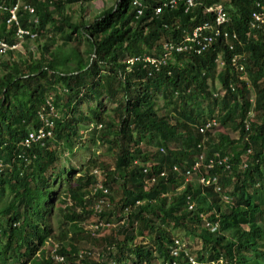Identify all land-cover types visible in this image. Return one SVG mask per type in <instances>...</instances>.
<instances>
[{"label":"trees","instance_id":"trees-1","mask_svg":"<svg viewBox=\"0 0 264 264\" xmlns=\"http://www.w3.org/2000/svg\"><path fill=\"white\" fill-rule=\"evenodd\" d=\"M25 1L36 10L33 15L21 10L20 25L35 30L38 38L23 46L36 42L34 49L18 52L17 60L0 61V200L12 196L0 208V264H57L47 255L53 239L65 257L61 264H192L191 257L196 264H264V196L258 189H264V34L250 28L255 12L264 15V0H205L189 11L183 0L158 17L152 10L166 0H140L147 4L140 16L134 0H116L89 21H73L65 13L81 0H56L53 10L48 0ZM84 1L95 5L97 0ZM212 4L225 6L229 14L222 27L229 39L222 33L203 54H174L159 71L140 63L128 68V57H160L163 40L178 41L213 21L212 14L203 13ZM6 20L7 13L0 12V37L11 43L16 27L8 28ZM219 53L225 64L220 70ZM234 54L243 56L245 71L232 65ZM245 74L248 79H241ZM216 80L222 96L216 95ZM47 99L56 106L57 116L48 117L54 138L27 145L30 132L44 126L40 112ZM107 103L114 107L106 110ZM251 112L254 119L246 129ZM214 118L239 137L201 135L198 126ZM90 126L94 143L116 157L100 180L90 168L97 160L77 178L75 169L61 167L64 153L70 157L77 148H88L83 129ZM216 152L227 161L208 173L202 168L200 175L217 176L233 197L232 206L222 202L214 186L194 185L173 172L174 166L191 169L196 157L208 161ZM147 177L153 181L146 182ZM99 184L111 191L104 199L109 205L100 201ZM114 190L122 195L117 207ZM95 203L101 206L97 214ZM58 211L63 220L57 232L53 214L58 217ZM91 221L100 230L84 229ZM205 221L220 227L212 232ZM138 227L143 237L136 236ZM175 232L198 238L201 249L192 254L186 247L188 254L173 256L171 248L180 240ZM86 236L100 243L97 258L92 251L80 257Z\"/></svg>","mask_w":264,"mask_h":264},{"label":"built area","instance_id":"built-area-1","mask_svg":"<svg viewBox=\"0 0 264 264\" xmlns=\"http://www.w3.org/2000/svg\"><path fill=\"white\" fill-rule=\"evenodd\" d=\"M55 1V0H54ZM181 1L183 0H166L164 1L160 6H156L153 8V15L158 17L161 15L163 11H165L168 8H173L177 6ZM205 0H186V11H189L193 8H196L198 5L202 4ZM50 5H52L53 0H48ZM133 4L138 7L137 14L138 16L142 15L144 13V9L147 7V4H143L140 0H134ZM53 9V7H52ZM23 10L24 12H27L28 14L33 15L34 14V6L31 3H27L25 0H16L15 3L5 4L0 2V12H6L7 13V20L6 24L8 25V28H11L13 26L16 27V31L14 35L12 36V42L10 43L5 38L0 37V61L3 58H6L10 52H22L23 51V44L27 41H34L38 38V33L30 28H22L19 22V16L20 11ZM204 14H212L214 16L213 21H205L204 23L198 25L192 33L184 35L180 40H171V39H165L162 41L161 44V53L160 57H152L150 55H138V56H130L127 58L126 63L128 65V68L131 66L140 63L143 64L145 68L150 70L159 71L162 66L167 65L168 61L172 60L174 54H184V53H193V54H203L208 49L211 48L212 44H214L217 40V37L220 36L222 33L224 34V37L229 39V33L226 30H223V26L226 25V23H229V14L223 5L219 4H212L208 7H205V10H203ZM33 21L35 24H40V18L34 17ZM250 28L252 30H259L264 34V15L258 12H255L253 14V20L250 23ZM233 38L236 39L237 36L234 34ZM230 50H234V45L229 43ZM242 55L240 54H234L231 57V63L235 67V69L239 72L245 71V66L241 63L242 62ZM218 69L220 70L225 64H224V58L223 54L219 53L218 56H216L215 60ZM243 80H247V75L241 77ZM224 90L220 88V92H218L216 95L222 96L224 94ZM49 116H57L56 113V106L54 103L47 99L46 101V107L45 111L40 112V118L44 123V126L40 129H36L30 132L28 138L26 139L25 143L27 145H30L31 143H42L44 144V140L46 139H53V126L54 122L50 121L48 119ZM249 118L245 120V127L246 129H249L251 127L252 121L254 119V113L251 112L249 115ZM217 119H208L205 121L202 125L198 126V130L201 135H205L207 132H212L214 128L218 126ZM207 141V140H206ZM205 142V141H204ZM204 143L199 144V148H203ZM162 151H164L163 148H161ZM205 151V150H203ZM250 152V150H248ZM248 156L247 154H244L242 158V165L246 166ZM226 158L221 157L219 152H216L213 156V158L206 160V157L203 155L199 158H195L194 166L191 169L184 170L182 167L180 169L179 166L173 167V172L179 173L183 176V178L186 179L188 182L189 178L193 176L194 174L199 175L198 183L202 186H214L213 189L215 192L219 194V197L221 198L222 202L224 201L226 204L231 203V198L226 194L224 190H222V187L218 183V177H206L204 175H200V170L203 168L207 173L209 170L214 168L217 164L223 165L226 162ZM1 167V165H0ZM145 169V173L148 174V168ZM230 166L227 165L224 167V170H229ZM95 173H98L95 171ZM164 175V173H162ZM153 181L152 179L147 177L146 182ZM146 189L148 186L146 185ZM103 203V201H102ZM100 205L97 206V209H100ZM189 209H194V205L190 204ZM203 218L206 216H202ZM204 226L211 230L212 232L219 229L220 225L218 223H211L208 221L204 222ZM186 245L182 244L180 240H176L174 244V253L175 255H179L180 253L184 252L187 253ZM190 262L192 264H196V261L194 258H190Z\"/></svg>","mask_w":264,"mask_h":264},{"label":"rangeland","instance_id":"rangeland-1","mask_svg":"<svg viewBox=\"0 0 264 264\" xmlns=\"http://www.w3.org/2000/svg\"><path fill=\"white\" fill-rule=\"evenodd\" d=\"M115 1L116 0H97L96 5H93L94 3L89 4L88 2L81 0V2L78 4H72V5L67 6L65 13L70 15L73 18V21H76L80 17L87 18L86 21H89V20L93 19L94 17L99 16V14H101V12H103L101 10L103 8V6H104V8H107L110 4H113ZM81 4H82V7H80ZM88 18H90V19H88ZM55 38L60 40L59 35L55 34ZM39 41H42V40H39ZM35 43L36 42L28 43V47L30 48L29 50L34 49L31 44H35ZM28 47L24 46L22 54H24V52L27 50ZM79 48L82 52H84L83 50H85V48H86L85 43H82ZM55 49H57V48L54 47L53 50H55ZM10 57L14 58V59H16V58L18 59L19 58L18 52H12V55L11 56L8 55L6 58L9 59ZM6 58H3L2 60L4 61V60H6ZM2 74H3V71L0 67V79H1ZM214 84L220 90V83L217 80L214 82ZM81 107H82L81 111L83 112L85 110V107L83 105H81ZM113 107H114V105H112L111 103L106 104V110H109V108H113ZM107 114L111 115V112H109ZM83 132H84V135L86 136L85 139H86V143L88 145V148L87 149L77 148L78 153L76 155H72L70 157H69L68 153L67 154L64 153L63 159L61 161V167L70 166L73 169H75L76 173L74 174V177L77 178L80 176V174L81 175L85 174V171H86L85 165H87L91 160H97V166L96 167L91 166L90 168H91V171L95 170L96 172H98V170H100V171L102 170L103 171L102 176H99V177L103 179V178H105V175H106L104 168H106V166H108L112 169L114 167L116 157L114 154H112L111 152L108 151V148L106 146L102 147L98 143L97 144L94 143L95 134L93 133L94 131H93L91 126L88 129H83ZM225 134L231 136L230 137L231 139H237L239 137L235 131H233L229 128L221 127L220 125H218L216 128H214L212 130V133H211V135L213 136V138L215 140H217L219 135H225ZM66 156L70 159V161L65 159ZM73 156H75V157H73ZM68 162H70V164H68ZM188 181L192 182L194 185H197V183H198V179L195 176H191ZM258 189L261 190V195L263 197L264 196V189L263 188H258ZM62 190H64V189H62ZM114 197L116 200L114 202V205H115V207H117L115 203L118 204V200L122 197L119 190L118 191L114 190L113 198ZM11 201H12V196L9 194L5 195L0 200V208L6 206ZM219 205H221V204L219 203ZM60 206H62V207H60ZM64 206H65L64 204L58 203L57 207L58 208L60 207L61 210H64V208H65ZM118 212H119V210H118ZM118 212H115V214H118ZM62 215H63V213L60 211H58V213H57L58 217H56V215L53 214V223H54V226L56 228V231H57V228L59 226V221L63 220ZM261 225L264 228V218L261 222ZM137 233H138V235H136V236H138V237H140L141 234L143 237L145 234V232H140L139 227H138ZM173 236L179 237L180 240L182 241V243L186 244V246L188 248H190V250L192 249V252H191L192 254H196L202 247L200 240L191 234H188L185 232H175ZM53 240L55 243H57V244L59 243L58 240H56V239H53ZM51 249L52 248L49 247L47 250L48 256H50V250ZM80 249L94 252L96 254L94 257L97 258V255L101 249V245L99 242H95L92 239V237L89 238L88 236H86V239H83L81 242V248ZM156 264H159V262L156 261Z\"/></svg>","mask_w":264,"mask_h":264},{"label":"clouds","instance_id":"clouds-1","mask_svg":"<svg viewBox=\"0 0 264 264\" xmlns=\"http://www.w3.org/2000/svg\"><path fill=\"white\" fill-rule=\"evenodd\" d=\"M45 1V0H44ZM50 1V0H49ZM56 1V0H55ZM54 0H53V2H52V5H51V10H53L54 9V2H55ZM95 5H96V3H95ZM52 7H53V9H52ZM152 14H153V12H152ZM154 16V15H153ZM156 17V16H155ZM1 172V171H0ZM93 173L94 174H96V176H97V178L99 179V176L101 175V173L100 172H98V173H95V170H93ZM100 180V179H99ZM99 189H100V191H101V198H102V200H100L101 202L102 201H104L105 203H107L108 205L110 204L108 201H105L104 199H106V196H107V194H110L111 193V191H109V189H108V187H105L103 184H99ZM230 198H231V203H230V205L232 206L233 205V197L232 196H230ZM224 203V202H223ZM226 204V203H225ZM99 204H97V203H95L94 204V214H97L98 212H99V210L100 209H97V206H98ZM94 218L95 217H93V220H94ZM123 224V223H125V221H124V219L122 220V221H119V222H117L116 223V225L117 224ZM84 229H87L88 231H92V232H95V231H97V230H100V224H96V223H94V222H90V223H84ZM50 241V240H49ZM176 241V240H175ZM181 241V240H180ZM181 243H182V241H181ZM182 244H184V243H182ZM184 245H186V244H184ZM47 247H51L52 249L50 250V258L54 261V263H57V264H61V263H65V257L64 256H62V255H60V254H58V249H59V243L57 244V243H55V242H51L50 244H49V242H48V245H47ZM187 247V246H186ZM187 249H188V247H187ZM81 250V249H80ZM87 251L88 250H81V252H80V257L81 258H83L82 256H85V254L87 253ZM171 254L173 255V256H178V255H175V253H174V247H172L171 248ZM159 262V264H160V261H158ZM165 264H169V263H165ZM173 264H176V262L174 261L173 262Z\"/></svg>","mask_w":264,"mask_h":264},{"label":"bare ground","instance_id":"bare-ground-1","mask_svg":"<svg viewBox=\"0 0 264 264\" xmlns=\"http://www.w3.org/2000/svg\"><path fill=\"white\" fill-rule=\"evenodd\" d=\"M36 10V9H35ZM5 23V22H4ZM20 23H22L23 24V22H21V20H20ZM100 232V231H99ZM97 235H98V233H97Z\"/></svg>","mask_w":264,"mask_h":264},{"label":"crops","instance_id":"crops-1","mask_svg":"<svg viewBox=\"0 0 264 264\" xmlns=\"http://www.w3.org/2000/svg\"><path fill=\"white\" fill-rule=\"evenodd\" d=\"M109 6H111V4H110ZM109 6H108V7H109ZM103 7H104V6H103Z\"/></svg>","mask_w":264,"mask_h":264}]
</instances>
